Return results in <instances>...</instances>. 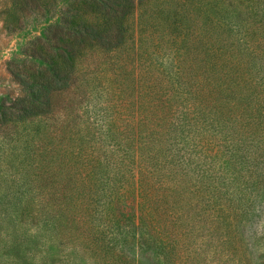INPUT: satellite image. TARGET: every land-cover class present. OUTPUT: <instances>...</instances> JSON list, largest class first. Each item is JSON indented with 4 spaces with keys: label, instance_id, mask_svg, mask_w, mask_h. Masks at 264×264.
<instances>
[{
    "label": "trees",
    "instance_id": "trees-1",
    "mask_svg": "<svg viewBox=\"0 0 264 264\" xmlns=\"http://www.w3.org/2000/svg\"><path fill=\"white\" fill-rule=\"evenodd\" d=\"M74 1L0 97V264H175L190 211L215 264H260L264 0Z\"/></svg>",
    "mask_w": 264,
    "mask_h": 264
},
{
    "label": "rangeland",
    "instance_id": "rangeland-1",
    "mask_svg": "<svg viewBox=\"0 0 264 264\" xmlns=\"http://www.w3.org/2000/svg\"><path fill=\"white\" fill-rule=\"evenodd\" d=\"M75 4L74 0H0V97L5 95L16 97L19 93V87L12 82L11 74L30 76V68L34 64L38 66L37 72L41 71V61H36L30 56L32 54L41 55V46L45 44V41L50 47L54 45L50 39L52 36L51 29L58 24L62 13L70 7H74ZM131 21V26L135 29V19ZM145 29L151 31L150 26ZM67 47L64 48L66 50L70 49ZM51 51L53 53L59 52L57 49H51ZM42 54L44 53L42 52ZM263 203L264 186L261 188L256 207H262ZM195 217L196 213L190 211L175 225L169 226L168 224L167 229L171 230L173 234L180 231L178 238L171 239L169 245L172 254L178 252L173 256L175 264H215L212 258L213 248L199 247L202 235L199 234L200 232L198 234L194 233L193 229L197 231V228H201L204 233L206 226L202 219ZM263 218L264 216L258 218L251 215L246 219L248 221L242 224L244 230L241 231V234L247 241L254 242L251 237H248L251 232L255 233L254 237L256 238L262 237L261 234H258V230L262 225ZM152 224L158 227L155 223ZM149 232L152 231L149 230ZM178 241L183 245L178 246L176 249L175 243H178ZM130 244H133L132 241H130ZM171 244L174 245V248ZM213 245H216V243H213ZM128 246H120L119 250L123 252L120 258L121 261L127 262L126 260H128L132 264H164L162 263L163 256L158 254L159 249L152 243H147L140 251L136 247L135 251H132L133 246ZM31 248L33 254H41L38 247L33 245ZM8 253L9 251H7ZM257 255L260 264H264V250L256 253L254 258ZM12 257L14 258V256ZM231 257H235L234 252ZM14 260L18 264H32L20 258H14ZM36 264H41V260H38ZM229 264H232V260L229 261Z\"/></svg>",
    "mask_w": 264,
    "mask_h": 264
}]
</instances>
